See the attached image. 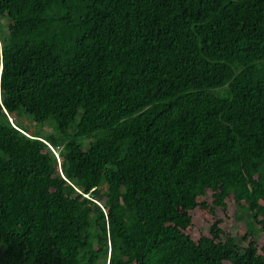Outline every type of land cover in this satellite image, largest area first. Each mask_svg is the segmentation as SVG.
<instances>
[{"label":"trees","instance_id":"1","mask_svg":"<svg viewBox=\"0 0 264 264\" xmlns=\"http://www.w3.org/2000/svg\"><path fill=\"white\" fill-rule=\"evenodd\" d=\"M0 264H264V0H0Z\"/></svg>","mask_w":264,"mask_h":264},{"label":"rangeland","instance_id":"2","mask_svg":"<svg viewBox=\"0 0 264 264\" xmlns=\"http://www.w3.org/2000/svg\"><path fill=\"white\" fill-rule=\"evenodd\" d=\"M224 90L225 89L222 88V89H218L215 91H216V93L221 94V93H223ZM15 118H16L15 120L17 121V123L19 125H22L25 128L29 129L30 131H33L37 134H40L41 136H43L49 140H51V139L55 140L58 137V131H57L56 125L52 119H48L43 124H38V123L34 122L33 118L30 115H28L22 111L17 112L15 114ZM99 134L100 133H97V134H95V136H97ZM91 138H93V137H91ZM83 139L86 140L87 138H83ZM81 140H80V142H81ZM85 140H82L83 145H86L88 143V141H85ZM101 188H102V190H105V185H102ZM235 212L237 215L236 221L234 220V217H233V220L230 221V224H231L234 232H236L242 224L248 226L251 229L255 228L254 225L251 224L250 217L246 212H241L238 210V208H235Z\"/></svg>","mask_w":264,"mask_h":264}]
</instances>
